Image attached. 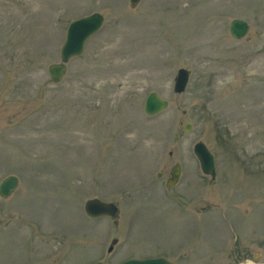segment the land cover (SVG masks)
Segmentation results:
<instances>
[{"label": "rangeland", "instance_id": "1", "mask_svg": "<svg viewBox=\"0 0 264 264\" xmlns=\"http://www.w3.org/2000/svg\"><path fill=\"white\" fill-rule=\"evenodd\" d=\"M93 12L103 27L54 83L69 24ZM236 17L251 25L243 39ZM181 67L192 76L178 94ZM152 91L169 107L148 116ZM10 174L20 185L0 196V264L176 263L184 239L220 242L234 223L264 237V0H0V182ZM91 198L117 214L87 216Z\"/></svg>", "mask_w": 264, "mask_h": 264}, {"label": "water", "instance_id": "2", "mask_svg": "<svg viewBox=\"0 0 264 264\" xmlns=\"http://www.w3.org/2000/svg\"><path fill=\"white\" fill-rule=\"evenodd\" d=\"M141 0H130L132 6H136ZM104 21V16L98 12L90 16L82 17L73 21L68 29L66 41L61 49V62L52 63L48 70L51 79L54 83L62 81L67 73V62L74 56L81 55L84 50L86 40L97 30L100 29ZM250 29L249 23L242 18H235L230 22V33L236 38L245 37ZM191 71L187 68H180L177 71L174 80V91L182 93L187 89ZM169 102L162 98L157 92H151L144 105V111L149 116H154L166 110ZM192 128L191 123L185 124V130L189 131ZM194 152L199 158L203 173L211 175L213 179L216 178V165L213 153L203 141H198L194 145ZM181 167L179 164L175 165L171 170V178L167 182L168 187L175 185L180 178ZM19 177L16 175H9L0 182V196L9 198L19 186ZM85 211L90 217L98 218L102 216L113 217L118 212V207L113 202L101 200L99 198H92L86 201ZM118 239H113L109 251L113 250L114 245ZM94 264H104L97 262ZM122 264H173L165 258L157 259H130Z\"/></svg>", "mask_w": 264, "mask_h": 264}, {"label": "flooded vegetation", "instance_id": "3", "mask_svg": "<svg viewBox=\"0 0 264 264\" xmlns=\"http://www.w3.org/2000/svg\"><path fill=\"white\" fill-rule=\"evenodd\" d=\"M234 224L228 226V235L219 237L220 242H204L197 246L200 242L191 240L199 239V236L184 239L179 248L182 251L177 264H264L261 226H250L251 230L244 234L245 227Z\"/></svg>", "mask_w": 264, "mask_h": 264}, {"label": "bare ground", "instance_id": "4", "mask_svg": "<svg viewBox=\"0 0 264 264\" xmlns=\"http://www.w3.org/2000/svg\"><path fill=\"white\" fill-rule=\"evenodd\" d=\"M161 49V47L159 46V47H157L155 50H160ZM165 49L166 48H162V50H164L165 51Z\"/></svg>", "mask_w": 264, "mask_h": 264}]
</instances>
